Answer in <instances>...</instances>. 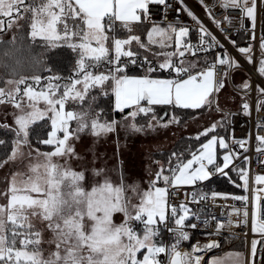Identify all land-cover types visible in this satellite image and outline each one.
Instances as JSON below:
<instances>
[{
  "label": "snow or ice",
  "instance_id": "obj_1",
  "mask_svg": "<svg viewBox=\"0 0 264 264\" xmlns=\"http://www.w3.org/2000/svg\"><path fill=\"white\" fill-rule=\"evenodd\" d=\"M198 3L211 28L185 0H0L7 28L13 16L27 18L32 42L39 38L42 46L29 61L30 77L20 74L18 61L4 64L11 78L0 77V104L5 112L12 108L11 123L7 114L0 117V130L10 136L0 139V167L11 166L0 191V264H207L203 255L219 241H197L181 250L193 239L192 230L201 228L208 236L227 232L225 242L243 236V250L210 264H264V172L251 169H264V0ZM169 10L183 11L191 23L179 15L169 21ZM145 31L147 42L139 34ZM65 62L71 75H61ZM248 65L259 81L248 76L235 82L234 74ZM253 94L255 135L236 137L234 117L252 119ZM100 96L107 97L106 108L98 106ZM237 97L233 112L228 102ZM69 103L73 107L66 110ZM205 117L209 123L188 138L198 146L190 143L157 162L146 190L126 185L123 175L118 182L105 175L86 187L85 170L69 163L82 159L72 142L82 132L97 138L118 128L148 134ZM41 121L47 131L34 138L33 126ZM102 173L93 169L94 176ZM216 176L240 192L213 190ZM182 187L188 190L174 203ZM128 190L138 202L125 195ZM209 198L234 203L221 218L203 212ZM114 213H122L123 221L115 223Z\"/></svg>",
  "mask_w": 264,
  "mask_h": 264
},
{
  "label": "rangeland",
  "instance_id": "obj_2",
  "mask_svg": "<svg viewBox=\"0 0 264 264\" xmlns=\"http://www.w3.org/2000/svg\"><path fill=\"white\" fill-rule=\"evenodd\" d=\"M26 1L27 0H24V2ZM28 3L29 2H27L26 4ZM0 20H4L7 26L8 18L0 16ZM12 20L13 26L9 31L17 30V27L15 26L21 21H17L15 17H13ZM1 31L3 30H0V32ZM4 32H1L0 35ZM139 34L141 35V39L147 42L146 31ZM4 35L5 34H3L2 36ZM2 36H0V40L3 39ZM3 41L4 39L0 41V43ZM19 72L24 76L30 77L34 72V69L30 66L28 69L26 67H22V69L19 68ZM0 77H3L4 79L11 78L8 75H5L4 77L3 73H0ZM3 82V79H0V86H3ZM71 107H73L71 103L66 104V110H69ZM5 114H7L8 122L11 123L12 108L9 107L7 109V112H5V106L3 104H0V117H3ZM2 122L3 121L0 120V123ZM208 123L209 120L207 117H205L203 120H200L198 118L189 119L186 127L170 126L166 130L161 129L158 132L148 134L126 133L123 129L118 128L116 133H110L107 136H102L100 138H97L89 132L85 131L80 133V138L78 140L72 141L75 145L76 152L79 153L82 159L77 160L73 158L69 161V163L74 170H85L86 179L83 183L86 187H89V185H91L95 180H100L102 182L103 176L105 175L113 182H118L121 175H123L124 183L126 185L130 186L135 183L139 184L142 190H146L148 188L150 173L154 172L158 168L157 162L164 163L166 160V158H162L161 156H159V158H156L155 155H157L158 153L163 154L170 152L181 138L195 136L196 132L202 131L203 127ZM71 127H75L74 121L71 122ZM57 159L59 163H64L63 159ZM10 167V165L0 167V191H3L5 187L4 180L8 175ZM93 169H103L102 175L94 176ZM125 195L133 198V202H138V197H136V194L132 193L130 190L126 191ZM2 203H4V200L0 199V204ZM123 219L124 217L122 213L113 214V220L115 223H120L123 221ZM136 225L142 228V225L138 222L136 223ZM44 235L47 237L49 236V233L45 232ZM213 239L220 242V240L217 239L216 236L209 240ZM208 241L200 242L199 244L203 245ZM45 248L47 249V245H45ZM181 248L190 250L186 247ZM229 251L239 250L231 249V244L222 245L220 242L219 247L214 248L203 255V261L206 262L210 256L221 255Z\"/></svg>",
  "mask_w": 264,
  "mask_h": 264
},
{
  "label": "trees",
  "instance_id": "obj_3",
  "mask_svg": "<svg viewBox=\"0 0 264 264\" xmlns=\"http://www.w3.org/2000/svg\"><path fill=\"white\" fill-rule=\"evenodd\" d=\"M32 3V0H27L25 3ZM37 3H40L41 0H36ZM15 17V16H13ZM21 27H17V30L9 31L10 28L6 29L2 36L4 39L3 42L0 43V73H3V76L5 77L7 70L4 67V64L7 63L9 65L16 64L17 61L21 65L19 68L22 69V67L29 68V61L37 56L42 51V46L39 42V39H37V42L33 43L30 38V24L31 21L25 19H21L20 23ZM16 27V26H15ZM1 33V32H0ZM142 33V32H141ZM13 36L17 37L16 41H13ZM2 39V40H3ZM0 40V41H2ZM51 55V54H49ZM48 63L51 64L52 60L49 59ZM72 74L71 65L67 62L61 65V75L68 76ZM42 76L48 75L47 72H41ZM107 100V97L100 96L98 100V106L99 107H107L105 104V101ZM239 106V105H238ZM116 118H119V113H115ZM43 122H37V125H34V132L33 136L34 138L36 136H44L47 129L42 127L41 125ZM189 137H183L181 138L173 147V149L168 153L163 154H157L155 155L156 158H159L161 156L162 158H167L168 155L174 150L183 151L190 143L192 144L193 148L198 146L196 142L191 141L188 139ZM0 139H10V136L6 135L3 130H0ZM43 150H46L48 146L41 145L40 146ZM2 146H0V154H2ZM220 151V150H219ZM187 158H190V156L186 153L185 154ZM208 183V182H205ZM212 188L213 190H220V191H235L237 193L240 192L239 189H235L232 184H230L226 178L223 177H213L212 178ZM137 230L139 231L141 228L136 225ZM193 233V239L184 242L181 247H186L187 249H190V245L196 243L197 241L200 242H206L209 239L215 237V236H208L205 233L198 232L195 230H192ZM228 235H222V236H216L217 239L220 240L222 245L231 244V249L233 250H243L241 241H237V239L232 240L231 242H225V237ZM143 251V250H142Z\"/></svg>",
  "mask_w": 264,
  "mask_h": 264
},
{
  "label": "built area",
  "instance_id": "obj_4",
  "mask_svg": "<svg viewBox=\"0 0 264 264\" xmlns=\"http://www.w3.org/2000/svg\"><path fill=\"white\" fill-rule=\"evenodd\" d=\"M170 2L175 3V0H170ZM198 2V0H197ZM208 2H211V0H208ZM185 3L191 7L193 9V11H195L198 15H200L203 19L206 25H208L210 28L212 27L211 22L207 19V17L204 16V9L203 7L199 4L194 3L192 0H185ZM176 7H179L178 4H175ZM177 15H179L182 20L186 23H191V21L189 20V18L187 17V15L181 11V13L177 14L174 10H169L168 13V20L169 21H173L175 17H177ZM159 13H157V20H159ZM217 18H220L219 15H217ZM177 23H179L180 21H175ZM233 35H235L234 33H231ZM193 40L195 39V37H192ZM226 47L229 49V51H232V46L230 44H227V42L225 41ZM252 65H248V67L245 69L244 72H238L236 74H234L233 76V80L235 82H240V80L242 78L248 77L250 76L254 81H259L260 77L258 76L257 73H255L254 71H252ZM236 75L238 76L239 81H237L235 79ZM231 83L232 81H230V89L234 92V90L231 87ZM253 116L252 119L249 120L248 117L245 116H241V115H236L234 117L235 123L233 125L234 128V134L236 137H242L244 136L248 131H251L253 133V137L255 135V122H256V113H255V99H254V94H253ZM239 107V106H238ZM238 107L236 109H232L233 112H236ZM261 115H264V113H262ZM261 135H264V131H262L260 133ZM250 155L253 161L256 160V156L257 154L255 153V140L253 139L252 141V148L250 150ZM252 169V173L255 174L256 172H264V169H261L260 166L258 164H253L251 166ZM188 189L186 187H182L180 189V194L177 195L175 197V200L173 201L174 203H179L180 201L183 200V193L184 191H187ZM234 203V201H232L231 199H229L228 201H224L221 198H217L215 202H213L211 200V198H209V200L207 202H204L202 205V209L203 212L205 213H211L214 214L216 217H223L225 212L228 211L229 209H227L226 205L227 204H232ZM191 208L196 209L197 207H201V205H197V204H191L189 205ZM195 231L198 232H202L205 233V230L203 228H201L200 230H196L193 229ZM233 231H235L236 233H240L239 228H235L233 229ZM163 232V238L166 242H170V234L167 232L166 229H162ZM223 235H228L227 232H225ZM243 240V236L240 235V238L237 239V241ZM218 241V240H217ZM161 257L163 258L164 255H161Z\"/></svg>",
  "mask_w": 264,
  "mask_h": 264
},
{
  "label": "crops",
  "instance_id": "obj_5",
  "mask_svg": "<svg viewBox=\"0 0 264 264\" xmlns=\"http://www.w3.org/2000/svg\"><path fill=\"white\" fill-rule=\"evenodd\" d=\"M194 3H196V4H198V2H197V0H192ZM238 76L239 75H236V77H235V79L237 80V81H239V79H238ZM230 93H233L234 94V92L230 89ZM238 105H239V98L237 97V99L236 100H231V99H229V102H228V106L229 107H231V109H236L237 107H238ZM216 118H218V116L216 117ZM218 151H219V149H217ZM229 252H234V251H229ZM229 252H226V253H223V254H221V255H213V256H210L208 259H207V264H210V261H211V259L212 258H221V259H223V260H225V261H227V253H229Z\"/></svg>",
  "mask_w": 264,
  "mask_h": 264
},
{
  "label": "bare ground",
  "instance_id": "obj_6",
  "mask_svg": "<svg viewBox=\"0 0 264 264\" xmlns=\"http://www.w3.org/2000/svg\"><path fill=\"white\" fill-rule=\"evenodd\" d=\"M251 67H252V71H254V72L256 73V71H255V69L253 68V66H251ZM181 250H186V249L181 248Z\"/></svg>",
  "mask_w": 264,
  "mask_h": 264
},
{
  "label": "water",
  "instance_id": "obj_7",
  "mask_svg": "<svg viewBox=\"0 0 264 264\" xmlns=\"http://www.w3.org/2000/svg\"><path fill=\"white\" fill-rule=\"evenodd\" d=\"M6 29H7V26H6V24H5V29H4L3 31H1V32H4Z\"/></svg>",
  "mask_w": 264,
  "mask_h": 264
}]
</instances>
